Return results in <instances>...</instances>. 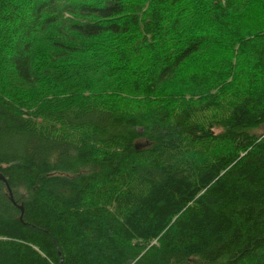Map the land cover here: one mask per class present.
Returning <instances> with one entry per match:
<instances>
[{
    "label": "trees",
    "instance_id": "1",
    "mask_svg": "<svg viewBox=\"0 0 264 264\" xmlns=\"http://www.w3.org/2000/svg\"><path fill=\"white\" fill-rule=\"evenodd\" d=\"M262 128L264 0H0V264H264Z\"/></svg>",
    "mask_w": 264,
    "mask_h": 264
},
{
    "label": "water",
    "instance_id": "2",
    "mask_svg": "<svg viewBox=\"0 0 264 264\" xmlns=\"http://www.w3.org/2000/svg\"><path fill=\"white\" fill-rule=\"evenodd\" d=\"M0 179L5 181L4 177L0 174ZM6 185L8 186L7 182L5 181ZM8 190H9V194H10V200H12V196H11V191H10V188L8 187ZM21 208V206H20Z\"/></svg>",
    "mask_w": 264,
    "mask_h": 264
},
{
    "label": "rangeland",
    "instance_id": "3",
    "mask_svg": "<svg viewBox=\"0 0 264 264\" xmlns=\"http://www.w3.org/2000/svg\"><path fill=\"white\" fill-rule=\"evenodd\" d=\"M261 131H264V128H262Z\"/></svg>",
    "mask_w": 264,
    "mask_h": 264
}]
</instances>
